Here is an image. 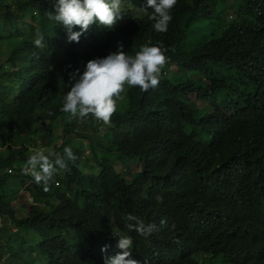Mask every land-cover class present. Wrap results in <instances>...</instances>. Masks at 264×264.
<instances>
[{"label":"trees","instance_id":"trees-1","mask_svg":"<svg viewBox=\"0 0 264 264\" xmlns=\"http://www.w3.org/2000/svg\"><path fill=\"white\" fill-rule=\"evenodd\" d=\"M223 1L202 4L216 12ZM252 1L239 0L234 15L249 37L246 43L238 39L232 21L211 16L210 27L217 26L227 51L208 66L199 63L206 54L201 22L206 17L193 7L188 13L174 12L164 33L153 30L148 18L91 30L79 42L42 31L43 48L18 30L9 33L16 39L0 48V264H96L101 239L111 226L134 223L129 215L156 226L149 236L137 235L150 251L153 246L160 251L150 264H235L260 241L264 245V53L252 44L264 40V16L257 21L250 13ZM54 4L0 0V40L7 29L23 25L33 30L30 21L37 17L45 28L54 26L46 16ZM192 28L194 48L178 40ZM147 40L167 49L168 61L194 69L178 81L160 75L158 86L146 92L125 85L121 98L126 109L116 113L111 125L115 132L129 133L120 143L102 146L115 159H100L89 173L68 174V191L58 169L44 191L24 166L33 151L30 145L51 132L48 125L45 133L43 124L62 115L64 95L53 82L52 66H59L69 81L70 72L82 73L87 61L116 52L118 43L133 55ZM201 74L206 81L197 97L207 119L196 126L213 134L206 143L185 124L200 107L178 106ZM116 161L138 162L140 168L121 171Z\"/></svg>","mask_w":264,"mask_h":264},{"label":"clouds","instance_id":"clouds-1","mask_svg":"<svg viewBox=\"0 0 264 264\" xmlns=\"http://www.w3.org/2000/svg\"><path fill=\"white\" fill-rule=\"evenodd\" d=\"M231 1L234 7L233 12L226 0L216 12L212 11V6L203 5L202 0H55V4L52 5L53 11L46 13L47 19L52 21L54 26H48L51 29L45 28L40 17L37 19L40 32L49 34L53 32L67 42H79L81 35L85 36L91 30L102 28L112 30L122 21L136 22L144 18L152 21L153 30L164 33L168 30L174 12L188 13L189 8L193 7L199 14L206 17L205 22L201 20L205 28L203 47L206 54L199 63L208 66L210 61L227 51L222 47L216 30L217 26L210 27L211 16L232 21L241 43H246L249 39L241 31L237 16H234L240 10L236 7L239 0ZM250 13L257 18V21H260L264 16V0H253ZM195 38V28H192L188 35L183 33L178 36L179 42L189 41L193 48L196 43L192 40ZM43 41L44 37L40 36L33 42L37 48H43L45 47ZM252 44L259 54L264 53V40L255 41ZM166 51L167 49L160 47V43L147 40L138 52L134 51L133 55H128L123 50V45L118 43L116 52L109 53L103 58L87 61L82 73L79 69L70 72L67 84L70 90L63 94V105L60 109L62 112L60 118L64 119L63 115L67 113L69 116H65L69 117L70 122L64 125L61 136L57 135L56 139H53L54 129L50 127L48 139L40 140L38 137L36 143L30 145L33 151L25 163V174H29L37 185L43 184V190L48 191L49 182L51 179L53 181L59 169L62 178L60 183L68 191V174L74 176L80 171L89 173L91 166L96 169L99 167L100 159L110 160L107 158L109 154L104 153L102 146L116 144L111 141L114 132L111 124L117 113L116 101L121 98L124 86L138 87L146 92L158 86L160 75L172 76L178 81L187 69H194L193 64L179 66L171 60L168 61ZM205 81L204 74H201L199 80L196 78L187 88L193 92L185 91V97L178 105L181 108L200 107L197 115H192L185 124L186 129L190 127L191 132L194 131L200 135L203 143L210 141L213 137L212 133L206 134L204 129L196 126L197 124L205 125L207 119V111L202 106L203 100L197 97V92L203 93L202 85ZM104 125L109 126L111 130L110 137L103 133ZM97 128L98 130L94 133ZM96 134L100 136L98 142L93 140ZM58 140H60L59 145ZM75 141L79 142L77 146L68 147ZM88 141H91L92 149L85 147ZM94 142L99 146L95 148ZM98 149L101 150L102 156L90 158L89 155L93 151L97 152ZM86 158L88 160L84 163L83 159ZM75 163H78L80 168H76ZM133 163L135 162L123 164L116 161L115 165L120 166L121 171H132L129 166ZM84 167L88 169V172L84 170ZM29 202H31L30 199ZM128 220L134 223H129L127 227L117 225L109 228V235L101 239V246L98 249L101 255L96 264H150L152 258H160L161 254L156 246H153L150 251L148 244L137 236L151 235L156 230V226L145 224L135 215H129ZM178 240L179 238H173L175 242ZM227 252L228 249L225 247L221 256L225 258ZM240 258L235 264H264V245L260 241L254 248L240 255Z\"/></svg>","mask_w":264,"mask_h":264},{"label":"rangeland","instance_id":"rangeland-1","mask_svg":"<svg viewBox=\"0 0 264 264\" xmlns=\"http://www.w3.org/2000/svg\"><path fill=\"white\" fill-rule=\"evenodd\" d=\"M228 5H229V8L230 10L233 12L234 10V7H233V2L231 0H226ZM30 22L33 23V30H29V26L28 27H25L23 25H21V28H14L12 30L10 29H7L8 31V34H4V39L3 40H0V48H4V46H8L7 42H13L16 38H12L10 37L9 33L12 32V31H15V30H18L20 32V34H25L27 36V39H30L32 41H35L36 39H38L40 36H43L42 33H40V29H39V21L38 19H33L31 20ZM4 24H0V27H2ZM21 41V39H20ZM18 41V42H20ZM13 47V46H12ZM52 71H53V78L55 79L53 82L55 83V85L57 86V88L63 93V94H66L67 91H69V87H67V84L69 81H65L63 80L64 77V74H62V70L59 66L57 65H54L52 66ZM60 79V81L58 80ZM126 109V106L124 105V101L122 98H119L118 101H117V109H116V112H123L125 111ZM65 115L69 116V114L65 113ZM63 115L64 119L63 118H59L57 120H54L53 122H51L50 124H46L44 123L43 124V127H44V131L46 133V129H47V126L49 125L51 128L54 129V136H53V139H56L57 138V135L61 136V133H62V128L64 127L65 124L69 123L70 122V119L69 117ZM105 126V125H104ZM191 128L188 127L187 130H190ZM106 136H109L111 135V130L109 129V126H105V131L103 132ZM129 132L125 129H121V132L118 133V132H113V135H112V138H111V141L114 142V143H119L121 142L123 139H124V136L123 134H128ZM48 139V136L45 138V139H42L40 138V140H46ZM93 140L95 142H98L100 140V136L99 134H96L94 137H93ZM110 140V139H109ZM108 140V141H109ZM107 141V142H108ZM57 144L59 145L60 144V140L57 141ZM79 144L78 141H75L71 144L68 145V147H71V148H74L75 146H77ZM85 147H88L90 149H92L91 147V141L89 142H86L85 143ZM41 148V147H40ZM39 148V149H40ZM38 149V148H37ZM90 158L92 159H95L96 156H102V152L100 149L97 150V152L93 151L92 154L89 155ZM116 157V155L114 154H109L107 155V158L110 159V160H114ZM121 163V162H120ZM118 169H120L121 167L118 166L117 167ZM129 168L133 171V172H136L139 168H140V163H133L131 164V166H129ZM84 170L86 172H88V169L86 167H84ZM238 205H241L242 203V200L239 199L237 201ZM215 249L217 251H219V247H215Z\"/></svg>","mask_w":264,"mask_h":264}]
</instances>
